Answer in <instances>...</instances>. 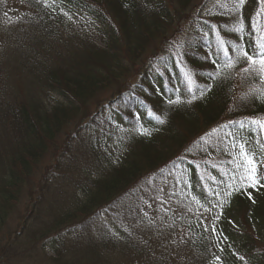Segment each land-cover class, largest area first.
Listing matches in <instances>:
<instances>
[{
	"label": "trees",
	"instance_id": "trees-1",
	"mask_svg": "<svg viewBox=\"0 0 264 264\" xmlns=\"http://www.w3.org/2000/svg\"><path fill=\"white\" fill-rule=\"evenodd\" d=\"M236 2L0 0V264H264V76L237 56L264 5Z\"/></svg>",
	"mask_w": 264,
	"mask_h": 264
},
{
	"label": "snow or ice",
	"instance_id": "snow-or-ice-1",
	"mask_svg": "<svg viewBox=\"0 0 264 264\" xmlns=\"http://www.w3.org/2000/svg\"><path fill=\"white\" fill-rule=\"evenodd\" d=\"M245 3V0H237L236 4H235V10L239 13L242 9L243 4ZM260 3L262 5H264V0H260ZM45 6L49 7L51 5H49L47 3V0H45ZM262 13H264V8H261V11L257 13V15H261ZM65 15H67V13H65ZM244 30V25H243V19L242 17L238 16L237 21L235 26L233 27V31L237 32V33H241ZM257 31L259 32L260 29H257ZM223 43V42H221ZM256 44H257V51H254L253 53H249L248 51L245 50V48L243 46H239L237 48V56L238 57H243L244 59H246V61L249 64L248 68L243 69V71L245 72H249V71H255L256 73L264 76V34H261L257 40H256ZM228 54V50L225 49V55ZM215 63V62H214ZM229 67H231V63H229ZM186 80L188 82L189 85H192L194 83L193 78H192V73L190 72H185L184 73ZM211 75V74H210ZM191 91V88L189 89ZM195 95H193V99H195ZM183 101L180 98H177L175 101L173 100H169L170 104H180ZM188 103H191V100L187 101ZM157 121L159 123H164V121L162 119H160V117H156ZM253 124H255L257 127L259 128H264V121H252ZM141 134L142 135H150V131L147 129H143L141 127ZM240 157L242 158L239 162H237V169H242V171H240L239 173V179L241 181L240 185L237 187H234V191H239L240 188H247V187H252V188H256L257 184L259 183L258 178L256 177L255 173H256V163H255V158L253 155H251L247 150H246V146L245 144L241 143L240 144V152H239ZM235 179V178H233ZM262 187H264V185H261ZM230 188H233V185H229ZM226 196H230L231 193H225ZM249 198L251 199V193H249ZM193 199H196L195 197H193ZM197 204H199V200H196ZM224 202H222L223 204ZM201 207H203V205H200ZM208 210V209H206ZM216 219H219V217H216ZM207 230V229H206ZM212 231L215 232L216 229L215 227L212 228ZM241 260L244 259V257H240ZM215 261L219 262L220 261V257L219 256H215Z\"/></svg>",
	"mask_w": 264,
	"mask_h": 264
},
{
	"label": "rangeland",
	"instance_id": "rangeland-1",
	"mask_svg": "<svg viewBox=\"0 0 264 264\" xmlns=\"http://www.w3.org/2000/svg\"><path fill=\"white\" fill-rule=\"evenodd\" d=\"M187 23V22H186ZM184 24L186 27L185 28H190V25L189 24ZM184 31H187L186 29H183ZM264 168H262V170H263Z\"/></svg>",
	"mask_w": 264,
	"mask_h": 264
}]
</instances>
